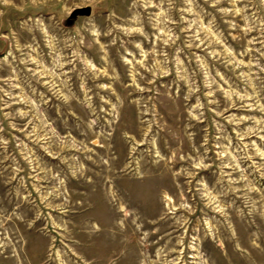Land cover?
<instances>
[{
  "label": "rangeland",
  "instance_id": "374dc122",
  "mask_svg": "<svg viewBox=\"0 0 264 264\" xmlns=\"http://www.w3.org/2000/svg\"><path fill=\"white\" fill-rule=\"evenodd\" d=\"M0 264H264V0H0Z\"/></svg>",
  "mask_w": 264,
  "mask_h": 264
},
{
  "label": "water",
  "instance_id": "95a60500",
  "mask_svg": "<svg viewBox=\"0 0 264 264\" xmlns=\"http://www.w3.org/2000/svg\"><path fill=\"white\" fill-rule=\"evenodd\" d=\"M91 13V9L90 8H86V9H78L76 10L73 14H72V19H75V17H77L78 14H85V15H89Z\"/></svg>",
  "mask_w": 264,
  "mask_h": 264
}]
</instances>
